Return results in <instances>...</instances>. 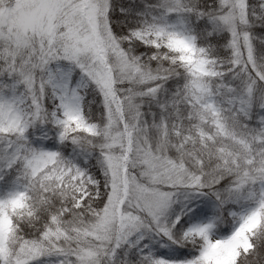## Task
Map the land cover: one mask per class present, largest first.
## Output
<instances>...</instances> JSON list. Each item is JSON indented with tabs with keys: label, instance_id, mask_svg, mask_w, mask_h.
Wrapping results in <instances>:
<instances>
[{
	"label": "snow or ice",
	"instance_id": "obj_1",
	"mask_svg": "<svg viewBox=\"0 0 264 264\" xmlns=\"http://www.w3.org/2000/svg\"><path fill=\"white\" fill-rule=\"evenodd\" d=\"M0 264H264V0H0Z\"/></svg>",
	"mask_w": 264,
	"mask_h": 264
}]
</instances>
